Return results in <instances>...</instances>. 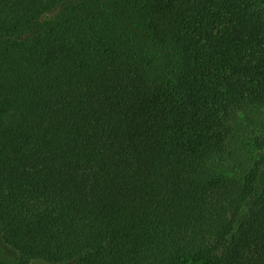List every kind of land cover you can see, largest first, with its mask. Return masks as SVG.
Returning <instances> with one entry per match:
<instances>
[{
  "label": "trees",
  "instance_id": "obj_1",
  "mask_svg": "<svg viewBox=\"0 0 264 264\" xmlns=\"http://www.w3.org/2000/svg\"><path fill=\"white\" fill-rule=\"evenodd\" d=\"M68 2L0 0L20 264H264V0Z\"/></svg>",
  "mask_w": 264,
  "mask_h": 264
},
{
  "label": "rangeland",
  "instance_id": "obj_2",
  "mask_svg": "<svg viewBox=\"0 0 264 264\" xmlns=\"http://www.w3.org/2000/svg\"><path fill=\"white\" fill-rule=\"evenodd\" d=\"M80 1V0H79ZM78 0H69L68 4L64 8V11H61L59 13H55L50 15L47 18V22L45 24H50L54 21L55 18L61 17V15L70 16L74 13L73 7L76 3L79 2ZM117 0H108V3L110 5H114ZM260 183L264 184V171L261 174L260 177ZM0 263H10V264H20L19 260V253L14 248L9 246L5 243L4 238L2 236V230H1V222H0ZM32 264H48L40 261H35Z\"/></svg>",
  "mask_w": 264,
  "mask_h": 264
}]
</instances>
